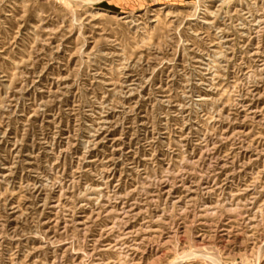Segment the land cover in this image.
Returning a JSON list of instances; mask_svg holds the SVG:
<instances>
[{
  "label": "rangeland",
  "instance_id": "rangeland-1",
  "mask_svg": "<svg viewBox=\"0 0 264 264\" xmlns=\"http://www.w3.org/2000/svg\"><path fill=\"white\" fill-rule=\"evenodd\" d=\"M0 264H264V0H0Z\"/></svg>",
  "mask_w": 264,
  "mask_h": 264
}]
</instances>
